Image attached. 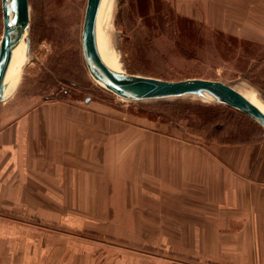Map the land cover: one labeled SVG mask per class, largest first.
Segmentation results:
<instances>
[{
	"label": "rangeland",
	"instance_id": "374dc122",
	"mask_svg": "<svg viewBox=\"0 0 264 264\" xmlns=\"http://www.w3.org/2000/svg\"><path fill=\"white\" fill-rule=\"evenodd\" d=\"M194 1L101 0L97 30H102L108 57L119 71L136 75L227 82L264 108V34L259 36L262 39L257 37L264 15L259 10L234 9L239 19L235 17L231 20L235 23L228 26L229 8H218L219 3L213 6L210 0ZM216 1L227 4V0ZM85 5L86 0H28L27 34L33 44L27 54L25 37L19 41L22 53L12 66L6 98L0 102V126L3 119L22 115L36 105L64 113L60 120L66 119L61 124L68 129L91 131L90 146L100 144L104 153L94 154L99 164L95 165L91 152L90 174L110 185L104 200L90 202L94 212L83 214L88 215L86 224L91 229L105 226V239L111 240L109 236L131 220L139 226L149 224L148 213L137 212V217L130 212L135 202L129 199L130 188L144 187L145 193L146 183L138 185L136 176L143 167L163 162V148L257 144L264 140V130L236 109L206 97L129 100L110 93L91 78L81 55ZM211 13L216 17H210ZM255 16L259 20L250 25ZM231 27L234 30H228ZM1 34L0 4V38ZM97 35L101 37L100 32ZM94 129L100 130L102 141H95ZM147 147L153 152L147 153ZM194 156L187 152L188 158ZM150 179L153 184L160 182L159 176ZM98 208L103 212H97ZM114 212L123 214L121 224ZM163 214L154 212L160 218ZM160 218L156 217L158 223Z\"/></svg>",
	"mask_w": 264,
	"mask_h": 264
},
{
	"label": "crops",
	"instance_id": "0c3cea01",
	"mask_svg": "<svg viewBox=\"0 0 264 264\" xmlns=\"http://www.w3.org/2000/svg\"><path fill=\"white\" fill-rule=\"evenodd\" d=\"M215 1L229 8L228 26L239 19L234 9L264 15V0ZM62 115L35 105L0 126V264H264V140L163 148V162L136 176L145 193L130 188V212L148 213L149 224L131 220L106 240V227L91 229L83 214L94 212L90 202L104 200L110 185L90 174L91 152L104 151L100 144L92 149L88 129L61 124ZM93 131L100 141V130ZM114 213L121 224L123 214Z\"/></svg>",
	"mask_w": 264,
	"mask_h": 264
},
{
	"label": "water",
	"instance_id": "95a60500",
	"mask_svg": "<svg viewBox=\"0 0 264 264\" xmlns=\"http://www.w3.org/2000/svg\"><path fill=\"white\" fill-rule=\"evenodd\" d=\"M101 0H86L80 37L81 55L93 80L110 93L129 100L162 99L186 95L206 97L238 110L264 130V112L230 83L216 79L189 77L168 80L136 75L108 68L96 40ZM2 34L0 38V102L6 98L3 86L13 48L24 36L28 53V0H0Z\"/></svg>",
	"mask_w": 264,
	"mask_h": 264
},
{
	"label": "bare ground",
	"instance_id": "6f19581e",
	"mask_svg": "<svg viewBox=\"0 0 264 264\" xmlns=\"http://www.w3.org/2000/svg\"><path fill=\"white\" fill-rule=\"evenodd\" d=\"M97 30V29H96ZM101 29H98L97 30V32H96V36H98L97 34H98V32H100V35H101ZM104 35V34H103ZM96 38H98V37H96ZM99 38H101V41H102V43L101 42H99ZM98 38V45H97V48H98V51H99V54H100V56H101V58H102V60H103V62L105 63V65L108 67V68H110V69H113V70H116V71H118V72H120L119 71V69H117V65L114 63V61H112L111 59V56L110 57H108V55H107V53H108V51H107V46L105 47L104 45H103V37H102V35H101V37H99ZM21 43V42H20ZM19 44V43H18ZM16 45L14 48H13V51H12V56H11V59H10V62H9V65H8V68H7V71H6V74H5V78H4V83H3V86L5 87V93L7 92V85H8V83H7V81H8V78H9V76H10V74H12V73H10V72H12V66H13V64H15L16 62H17V60H19V57L21 56V53H22V48H21V46H19V45ZM109 55H111V54H109ZM111 58V59H110ZM11 80V79H10ZM11 83V82H10ZM13 85V84H12ZM252 98H254V97H252ZM249 99V98H248ZM253 104H255L259 109H261L263 112H264V108H262V106L256 101V98H254V99H249Z\"/></svg>",
	"mask_w": 264,
	"mask_h": 264
},
{
	"label": "flooded vegetation",
	"instance_id": "af4514ba",
	"mask_svg": "<svg viewBox=\"0 0 264 264\" xmlns=\"http://www.w3.org/2000/svg\"><path fill=\"white\" fill-rule=\"evenodd\" d=\"M33 31H34V34L36 35L37 34V23H36ZM28 38H29V45H28V53L27 54H29L31 47H32V44H33L31 36H28ZM25 42H26V39H25Z\"/></svg>",
	"mask_w": 264,
	"mask_h": 264
},
{
	"label": "trees",
	"instance_id": "16d2710c",
	"mask_svg": "<svg viewBox=\"0 0 264 264\" xmlns=\"http://www.w3.org/2000/svg\"><path fill=\"white\" fill-rule=\"evenodd\" d=\"M238 111V110H237ZM241 113V112H240ZM243 114V113H242ZM243 115H245V114H243ZM246 116V115H245ZM249 118V117H248ZM250 119V118H249ZM251 120V119H250ZM252 121V120H251ZM253 122V121H252ZM258 126V125H257ZM259 127V126H258Z\"/></svg>",
	"mask_w": 264,
	"mask_h": 264
}]
</instances>
